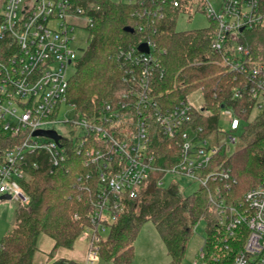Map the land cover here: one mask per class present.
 I'll list each match as a JSON object with an SVG mask.
<instances>
[{
    "label": "built area",
    "instance_id": "built-area-1",
    "mask_svg": "<svg viewBox=\"0 0 264 264\" xmlns=\"http://www.w3.org/2000/svg\"><path fill=\"white\" fill-rule=\"evenodd\" d=\"M118 1L133 5L139 0ZM171 4L175 8L182 5L180 0ZM185 7L205 12L212 21V48L222 54L220 64L248 77L249 83L239 86L234 97L242 94L241 88H249L257 108H264V62L256 61L251 48L240 42L246 29L264 27V1L222 0L219 11L208 0L188 1ZM92 9L93 4L87 8L73 0H0V126L5 134L0 142V197L9 195L18 206L29 205L25 187L32 171L64 170L72 154L80 156L89 171L80 174L78 181L85 182L86 190L93 183L97 185L91 225L86 228L90 233L86 264L100 260L102 234L122 213L124 200L136 197L152 174L161 176L158 186H164L166 177L178 175L199 187L222 182L229 189L230 168L223 162L213 163L222 148L230 152V146L237 144L241 126L233 109L223 107L220 128L225 139L205 137L204 128L193 124L196 114H209L202 90L164 109L152 86L153 75L162 76L164 69L149 39L142 43L147 44L148 52L120 47L116 54L128 89L116 100L106 102L95 117L78 116L75 105L68 101L73 77L69 68L76 67L83 52L74 47L75 32L82 28L89 31ZM147 14L144 9L143 15ZM66 107L75 112L72 120H60ZM222 119L227 121V128L221 125ZM62 122L68 126L69 136L54 128ZM154 124L162 135L178 140L180 161L172 168L158 167L150 151ZM49 130L57 132L59 141L36 135ZM210 167L212 170L206 172ZM217 193L211 201L225 230L221 250L229 254L233 242L243 238L232 264H264V182L248 190L238 204L226 202L220 187ZM201 257L205 259L204 250Z\"/></svg>",
    "mask_w": 264,
    "mask_h": 264
},
{
    "label": "trees",
    "instance_id": "trees-1",
    "mask_svg": "<svg viewBox=\"0 0 264 264\" xmlns=\"http://www.w3.org/2000/svg\"><path fill=\"white\" fill-rule=\"evenodd\" d=\"M140 1L128 5L114 0H73L87 8L93 4L95 9L89 11L93 18L89 44L76 62L68 90L69 103L75 105L78 116L90 119L106 102L119 98L128 89L116 60L119 48H137L149 39L155 44L164 69L162 76L156 73L152 77V86L164 109L202 90L209 114H196L193 124L204 128L205 137L226 135L220 128L223 107L232 108L241 119L238 147L233 152L222 148L213 163L214 166L223 162L236 182L231 180L229 189L222 182L211 183L185 197L177 182L158 186L161 176L152 174L136 197L124 200L122 213L109 226L107 237L98 243L99 257L109 264H131L136 239L144 224L152 222L166 246L171 264H182L196 226L205 221V261L232 264L244 239L233 242L229 254L221 250L225 230L218 223L211 197L218 194L220 187L226 202L238 204L248 190L264 181V108H257L249 88H241L242 94L234 97L236 89L249 83V79L220 64L222 54L212 48L213 25L206 29L176 30V19L186 11L188 1L193 0H180V8L173 7L172 0H143V5ZM144 9L148 10L147 15H143ZM162 14L164 18L160 17ZM240 42L251 48L256 61L264 62V27L246 29ZM4 138L0 126V142ZM150 151L160 168H172L180 161L178 140L162 135L156 124L151 132ZM67 169L50 173L42 168L31 172L25 187L30 203L18 206L14 224L1 242L0 264H33L42 235L55 241L52 254L59 247L73 249L91 225L97 185L93 183L86 190L85 182L78 181L80 174L89 171L80 156L72 154ZM210 170L212 167L206 172Z\"/></svg>",
    "mask_w": 264,
    "mask_h": 264
},
{
    "label": "rangeland",
    "instance_id": "rangeland-1",
    "mask_svg": "<svg viewBox=\"0 0 264 264\" xmlns=\"http://www.w3.org/2000/svg\"><path fill=\"white\" fill-rule=\"evenodd\" d=\"M118 1V0H114ZM212 8L216 11L220 10L222 0H208ZM212 21L209 19L208 15L203 11H197L193 8H187L186 11L178 16L176 19V30L186 31V30H197L209 28ZM89 34L87 29H77L75 32L76 40L74 41V47L79 49V52L87 48L89 44ZM76 72V67L71 66L69 68V73L73 76ZM192 98L195 96L192 95ZM75 116V112L71 108H64V111L60 115V120H72ZM221 125L227 128V121L225 119L221 120ZM54 128L59 131L60 134L64 136H69V128L65 123H58L54 125ZM222 140L225 136L221 137ZM239 145V144H238ZM238 145H231L230 152H233ZM171 182H177L181 189L183 196H189L195 192L199 185L197 182H193L190 179L172 175L164 179V186H168ZM264 182V181H263ZM262 182V183H263ZM260 185V184H259ZM18 205L11 200H0V243L4 236L12 228ZM109 234V228L106 230L102 237L105 238ZM83 237L81 242L88 243L90 240V233L85 229L83 232ZM206 240V222L200 221L196 226L191 239L188 242L187 252L182 264H202L205 259L201 257V252L204 250ZM58 264H65L59 262ZM97 264H102L97 262ZM108 264V263H107ZM131 264H171V258L168 255L166 246L152 222H147L142 227L136 242H135V258Z\"/></svg>",
    "mask_w": 264,
    "mask_h": 264
},
{
    "label": "crops",
    "instance_id": "crops-1",
    "mask_svg": "<svg viewBox=\"0 0 264 264\" xmlns=\"http://www.w3.org/2000/svg\"><path fill=\"white\" fill-rule=\"evenodd\" d=\"M82 237L83 235L77 240L73 249L59 247L52 254L55 241L47 235H42L38 241V249L34 255L33 264H58L59 262L86 264L89 256L90 240H88V243L81 242ZM98 261L107 264L101 259Z\"/></svg>",
    "mask_w": 264,
    "mask_h": 264
},
{
    "label": "water",
    "instance_id": "water-1",
    "mask_svg": "<svg viewBox=\"0 0 264 264\" xmlns=\"http://www.w3.org/2000/svg\"><path fill=\"white\" fill-rule=\"evenodd\" d=\"M129 32H133L132 28H127L126 29ZM243 29H241L242 31ZM139 49L143 52H148L149 51V47L147 46V44H141L139 46ZM36 135H45L48 137L53 138L55 141H59L60 136L57 134V132L53 131V130H49V131H38L36 132ZM0 200H10V196L9 195H3L0 197Z\"/></svg>",
    "mask_w": 264,
    "mask_h": 264
}]
</instances>
